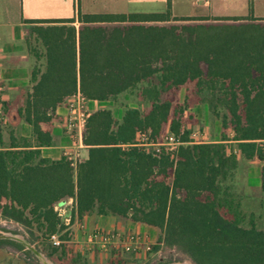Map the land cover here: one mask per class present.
I'll return each instance as SVG.
<instances>
[{
    "label": "trees",
    "instance_id": "obj_1",
    "mask_svg": "<svg viewBox=\"0 0 264 264\" xmlns=\"http://www.w3.org/2000/svg\"><path fill=\"white\" fill-rule=\"evenodd\" d=\"M77 20L78 30L31 28L46 66L42 73L34 68L31 90L17 110L32 139L10 132L4 147L0 126V216L25 227L33 239L35 232L49 239L65 229L54 207L72 200L78 220L113 216L156 228L158 243L179 248L194 264H264L261 216L245 215L234 197L229 184L238 160L225 144L233 141L243 159L260 158L264 19L176 18L166 0L163 13L78 11ZM30 50L40 57L35 47ZM188 83L205 93L201 102L220 121V142L194 143L182 106L161 99ZM136 89L149 109L125 108L119 120L108 109L90 113L81 138L87 157L75 168L65 157L41 156L40 148L53 144L44 126L77 91L87 101L103 102ZM166 127L178 141L173 151L137 146L138 133L157 143ZM59 239L64 253L67 232ZM5 244L22 249L0 240ZM57 250L52 246L47 255Z\"/></svg>",
    "mask_w": 264,
    "mask_h": 264
},
{
    "label": "crops",
    "instance_id": "obj_2",
    "mask_svg": "<svg viewBox=\"0 0 264 264\" xmlns=\"http://www.w3.org/2000/svg\"><path fill=\"white\" fill-rule=\"evenodd\" d=\"M228 1L233 0H170L171 15L176 18L209 19L215 17H245L225 14L223 4ZM120 3L123 9L119 11L92 13L82 6L80 0H0V81L4 88V101L25 99L27 93L31 90V75L34 68L37 67L41 73L45 69L44 49L40 42L35 40V34L31 33V28L72 26L75 30H78L80 26L77 20L78 11L81 14H132L163 13L166 10V0H120ZM153 7H157L158 11L153 10ZM69 19H73L74 22H47ZM32 21L40 22L31 23ZM30 46L36 48V52L40 55L38 59L31 53ZM185 85H189V83ZM67 101L68 99L56 108L57 119L53 120L48 126H44L49 130L53 144L49 147L40 148V154L43 158L58 160L64 157L65 152L75 156L78 161L85 160L87 157V148L82 144V139L69 135L64 127V121L68 114ZM94 102L97 101H87V109L88 104ZM16 131H18V136L32 139L31 127L23 120H20ZM17 134L14 131V135L17 136ZM205 137V135L201 136L202 139H205ZM2 142L4 147L8 146L9 140L4 137V133ZM218 142H220L219 139L194 141L198 144ZM225 143L234 142L230 140ZM235 155L238 164L229 186L245 215L260 216L264 214V193L261 190L262 167L259 159L246 160L236 153ZM64 216L71 217L72 222H75V218L77 219L72 203L69 208L65 209ZM78 221L89 230L94 228L121 229V220L113 216L90 215L84 216L82 220ZM126 226L148 234H153L157 230L153 227L132 222H127ZM76 233L79 237V232Z\"/></svg>",
    "mask_w": 264,
    "mask_h": 264
},
{
    "label": "rangeland",
    "instance_id": "obj_3",
    "mask_svg": "<svg viewBox=\"0 0 264 264\" xmlns=\"http://www.w3.org/2000/svg\"><path fill=\"white\" fill-rule=\"evenodd\" d=\"M80 2L85 9H88V11L92 13H112L123 9L121 8L120 0H80ZM249 2L251 4V10H249ZM184 5L186 6V3ZM223 5L225 14L264 19V0H248V2L247 0H233L228 1ZM157 9V7H153V10L158 11ZM204 95V92L197 94L195 85L193 83H189V85L181 86L167 93H163L161 96L162 100L169 99L174 105L176 104L182 106V117L185 122V127L191 132V135L195 134L194 138L191 136L193 141L218 140L220 139L222 133L220 121L216 120L209 113L206 104L201 102V98ZM4 102V115L0 121V126L3 130L4 137L8 139L10 132L14 133L15 131L16 134L18 133L16 128H18L19 122L22 119L18 115L17 110L22 107L24 99H12ZM128 107L137 108L141 112H146L149 109L150 104L139 95V90L136 89L122 93L114 100L90 103L88 104V112L92 113L98 109H108L111 111L114 119L119 120L125 108ZM168 134V128L166 127L162 131L157 142L159 144L165 142L164 138ZM226 134L227 136H230L228 137L229 139L234 136V133L231 130H227ZM202 135L206 136L205 139L201 138ZM136 141L138 143L147 144L146 148H156L157 146H160H150L149 143H151L152 140L146 135L144 137H138ZM225 144L228 153L235 152L239 155L235 143ZM261 167L263 168L262 165ZM70 206L71 203L68 200L62 209L65 210ZM260 216L261 218L257 219V224L259 227H264V214H261ZM116 218L121 220V225L119 224L121 229L118 230L122 232H135L146 236L147 246H143L138 252L125 253L113 249L107 251H99L97 249L86 250L82 245L77 246L72 243H65V251L63 253L62 248L60 247L62 244L55 246L52 243L51 238L46 239L37 232L34 233L37 238L33 239L25 227L16 222L6 220L1 216L0 233H11L23 237L38 252L42 253L52 264H189L192 262V260L179 248L158 243V230H155L153 234H148L146 232L141 233L136 229L127 227L126 225L127 222H129L128 220L118 217ZM52 246L58 247V250L52 256H48L47 252ZM155 246H158L156 251L153 250ZM21 247L22 249H18L11 245H1L0 264H39L37 258L32 254V252L26 250L22 245Z\"/></svg>",
    "mask_w": 264,
    "mask_h": 264
},
{
    "label": "built area",
    "instance_id": "obj_4",
    "mask_svg": "<svg viewBox=\"0 0 264 264\" xmlns=\"http://www.w3.org/2000/svg\"><path fill=\"white\" fill-rule=\"evenodd\" d=\"M3 103L4 88L0 81V121L2 120L4 115ZM86 104L87 100L81 95L79 91H77L68 99V114L64 121V127L69 135L76 136L77 138H82V132L84 130L86 120L90 114L88 112ZM145 135L148 136V134L146 133H138L136 140L138 137H144ZM191 136L194 138L195 134H192ZM164 140L165 142L163 143L159 144L158 142H151L149 143V145H160L156 148H153L158 152L159 148L161 147L165 148L167 151H173L174 147L178 144V141L175 140L170 134L166 135ZM256 143H258L260 151L259 162L264 167V139L256 141ZM136 144L137 146L144 148H146L147 145L144 143H138L137 141ZM64 157L70 162V165L75 168L78 159L69 152H65ZM69 201L73 204L72 200ZM64 205L65 203L62 205L59 203L54 207V211L57 213V216L61 219L62 224L65 226V229L61 233L54 234L50 237L52 239V243L55 246L64 243L59 239V236L65 232H67V235L69 237V240L65 243H72L77 246L82 245L86 250L97 249L99 251H107L113 249L125 253H130L138 252L142 249L143 246H147L146 236L139 233L122 232L119 230H107L102 228H94L89 230L76 218L75 222H72L71 217L64 216L65 210L62 209ZM76 232H79V237Z\"/></svg>",
    "mask_w": 264,
    "mask_h": 264
},
{
    "label": "water",
    "instance_id": "obj_5",
    "mask_svg": "<svg viewBox=\"0 0 264 264\" xmlns=\"http://www.w3.org/2000/svg\"><path fill=\"white\" fill-rule=\"evenodd\" d=\"M61 205L64 202L60 203ZM0 240H10L22 245L26 250L32 252V254L37 258L39 264H52L42 253L38 252L33 246H31L23 237L11 233H0ZM189 264H194L190 262Z\"/></svg>",
    "mask_w": 264,
    "mask_h": 264
}]
</instances>
